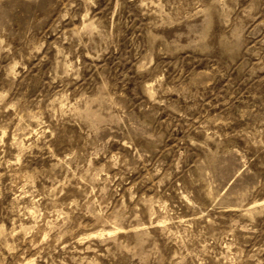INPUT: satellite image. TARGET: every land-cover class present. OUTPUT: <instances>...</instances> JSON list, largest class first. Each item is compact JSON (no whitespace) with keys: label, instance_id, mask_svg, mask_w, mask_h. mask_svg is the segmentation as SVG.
<instances>
[{"label":"rangeland","instance_id":"1","mask_svg":"<svg viewBox=\"0 0 264 264\" xmlns=\"http://www.w3.org/2000/svg\"><path fill=\"white\" fill-rule=\"evenodd\" d=\"M0 264H264V0H0Z\"/></svg>","mask_w":264,"mask_h":264}]
</instances>
